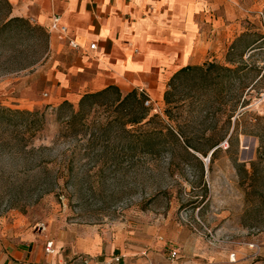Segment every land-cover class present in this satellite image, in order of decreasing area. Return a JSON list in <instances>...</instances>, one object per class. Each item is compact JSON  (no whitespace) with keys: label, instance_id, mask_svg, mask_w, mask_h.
Returning a JSON list of instances; mask_svg holds the SVG:
<instances>
[{"label":"rangeland","instance_id":"1","mask_svg":"<svg viewBox=\"0 0 264 264\" xmlns=\"http://www.w3.org/2000/svg\"><path fill=\"white\" fill-rule=\"evenodd\" d=\"M205 3L230 37L207 62L228 66V49L239 36L264 34V0ZM11 16L41 26L48 49L33 31L0 43V106L46 112V121L35 140L0 126V264L19 246L38 256L21 264H77L75 253L91 244L136 264H167L171 250L189 264H264L263 88L240 97L229 121L237 99L232 91H221L217 80L181 76L171 88L181 106L173 121L164 98L148 106L150 116L175 127L178 139L166 136L157 156L114 144L112 131L94 140L57 141L55 108L66 97H53L60 88L53 74L65 55L51 48L47 27ZM251 53L244 57L249 66L264 68V49L253 60ZM256 77L251 73L246 83ZM50 241L54 253L46 252Z\"/></svg>","mask_w":264,"mask_h":264},{"label":"crops","instance_id":"2","mask_svg":"<svg viewBox=\"0 0 264 264\" xmlns=\"http://www.w3.org/2000/svg\"><path fill=\"white\" fill-rule=\"evenodd\" d=\"M9 2L14 15L26 16L49 30L51 48L65 55L61 70L53 74L60 84L53 97L73 102L109 86H117L122 94L143 89L152 101H160L178 71L212 60L230 40L222 20L212 19L205 0ZM53 14L60 16L61 25L79 49H72L58 32H50ZM92 44L96 49H90ZM28 250L15 248L5 264L38 261V256ZM75 254L107 256L94 244L81 247ZM122 264L136 263L125 257Z\"/></svg>","mask_w":264,"mask_h":264},{"label":"trees","instance_id":"3","mask_svg":"<svg viewBox=\"0 0 264 264\" xmlns=\"http://www.w3.org/2000/svg\"><path fill=\"white\" fill-rule=\"evenodd\" d=\"M11 14L12 5L10 2L0 0V43L6 44L15 35L20 34L18 31H33L38 32L41 37L39 45L47 51L49 39L47 32L41 26H32L29 21L20 17H12ZM249 37L254 38L249 40ZM242 43L245 44L244 50L235 58V52ZM30 47L28 45L26 50H30ZM263 49L264 34L244 32L228 49V66L207 62L203 65L188 66L178 71L170 79L164 94L165 114L168 120L173 121L174 112L181 109L176 97H172L171 88L181 76L194 74L205 81L217 80L221 91L228 88L233 93L232 97H237L228 110L230 121L241 104L240 97L244 96L247 91L248 95L256 87L264 89V68L249 66L248 61L244 59L245 52L253 51L249 56V59L253 60V54L263 51ZM253 72L257 73V77L251 85L247 84L246 80ZM110 95L114 97H109ZM145 100L146 98L137 90L122 96L117 86H109L98 92L86 93L80 98L77 105L64 100L55 108V116L60 124L56 140H81L88 136L94 140L97 134L104 136L107 132L112 131L114 144L126 142L125 148L134 154L140 153L148 157L157 156L166 136L177 141L178 139L175 135V127L166 125L158 114L150 116L151 109L145 106ZM241 107H244V103ZM99 114L105 119L103 122L97 121ZM45 121L46 112L0 106V126L7 129L12 128L15 135L21 133L23 138L35 140L43 130ZM153 124L159 125L160 128L153 127ZM208 140H214V137L211 136ZM184 143L186 148H192L187 138ZM218 143L219 141H216L215 145ZM214 153L215 151L212 155Z\"/></svg>","mask_w":264,"mask_h":264},{"label":"built area","instance_id":"4","mask_svg":"<svg viewBox=\"0 0 264 264\" xmlns=\"http://www.w3.org/2000/svg\"><path fill=\"white\" fill-rule=\"evenodd\" d=\"M58 32L60 37L62 39H66L68 41L69 46L72 49H79L80 45L74 40L71 39L70 37H68V33H67V28L63 25H61V18L60 16L53 14L51 17V25H50V32ZM91 50L96 49V45L92 44L90 46ZM139 93L141 95H143L146 100H145V106H150L152 104V100L149 98V96L147 95V93L143 90L140 89ZM46 252L47 253H54V249H53V242H48L47 246H46ZM124 256L123 255H118L115 253L110 254V256H104L103 258L100 257H92L89 255H79L77 257V260L79 261L80 264H122L123 260H124ZM167 264H189L186 261H181L178 251L176 250H171L169 253V257H168V262Z\"/></svg>","mask_w":264,"mask_h":264}]
</instances>
